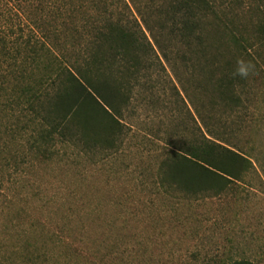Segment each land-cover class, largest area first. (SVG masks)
Returning a JSON list of instances; mask_svg holds the SVG:
<instances>
[{"label": "trees", "instance_id": "trees-1", "mask_svg": "<svg viewBox=\"0 0 264 264\" xmlns=\"http://www.w3.org/2000/svg\"><path fill=\"white\" fill-rule=\"evenodd\" d=\"M221 1L0 0V264L147 263L142 249L159 236L69 235L70 218L61 227L33 213L34 203L55 207L31 183L41 169L117 156L127 121L166 108L158 95L167 91L189 116L186 140L168 143L150 187L127 193L151 189L150 222L162 201L160 216L185 230L183 207L234 197L264 172V148L253 141L264 125L249 106L264 74V0H234L245 13ZM195 246L171 261L264 264V254L210 258Z\"/></svg>", "mask_w": 264, "mask_h": 264}, {"label": "rangeland", "instance_id": "rangeland-1", "mask_svg": "<svg viewBox=\"0 0 264 264\" xmlns=\"http://www.w3.org/2000/svg\"><path fill=\"white\" fill-rule=\"evenodd\" d=\"M220 3L223 8L230 7L229 11L247 12L246 3ZM240 22L254 28L247 15H242ZM254 88L249 106L256 113L254 121L264 125V74ZM158 98L166 99V108L140 111V117L128 120L127 138L117 156L107 162L99 156L75 158L74 166L57 165L33 174L31 184L45 191L55 207L53 211L41 212L39 204L34 203L33 213L38 219L49 215L61 227L70 218L74 226H70L69 235H124L125 242L133 235L159 236L156 246L142 249L146 264H182L171 261V254L177 258L178 254L192 252L196 244L210 258L231 251L235 259L258 262L264 254V172L260 170L247 180L248 187L234 189V197L183 207L180 215L191 218V222L179 232L172 230L168 218L160 216L162 201H157L153 221L148 219V209L144 207L148 196L144 193H151V189L133 199L127 197L128 192L139 193L144 181L151 186L158 161L170 149L169 142L178 137L186 140L183 130L184 125L189 126V116L185 107L175 104L179 99L173 91H167L165 96L159 94ZM253 141L264 148V133ZM122 221L125 223L120 226Z\"/></svg>", "mask_w": 264, "mask_h": 264}]
</instances>
